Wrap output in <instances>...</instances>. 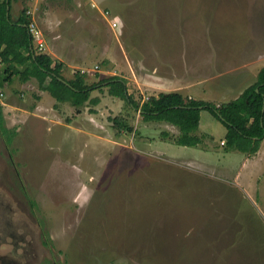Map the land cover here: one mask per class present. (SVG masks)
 Wrapping results in <instances>:
<instances>
[{
	"label": "rangeland",
	"instance_id": "374dc122",
	"mask_svg": "<svg viewBox=\"0 0 264 264\" xmlns=\"http://www.w3.org/2000/svg\"><path fill=\"white\" fill-rule=\"evenodd\" d=\"M12 4L72 77H124L138 102L176 91L220 104L264 65V0ZM59 20L63 51L44 29ZM71 31L85 37L80 53L69 52ZM3 69L0 109L14 134L8 144L0 134V253L21 264H264V138L253 155L226 149L225 126L203 110L202 143L178 145L176 126L142 120L106 87L92 91L96 104L57 102L48 116L39 104L53 100L36 80L2 85Z\"/></svg>",
	"mask_w": 264,
	"mask_h": 264
},
{
	"label": "trees",
	"instance_id": "16d2710c",
	"mask_svg": "<svg viewBox=\"0 0 264 264\" xmlns=\"http://www.w3.org/2000/svg\"><path fill=\"white\" fill-rule=\"evenodd\" d=\"M10 9V0H0V63L4 65L2 85H8L16 76L22 82L32 78L36 80L39 90L48 92L57 102H69L74 107L96 104L99 98L92 97V91L98 89L101 92L106 87L110 96L124 100L130 108L139 112L142 120L167 122L176 126L179 135L175 142L182 146L195 147L202 143V137L196 132L201 111L207 110L226 128L224 139L221 140L226 149L248 155L258 151L264 138V65L252 84L236 98L220 104L185 98L176 91L161 92L138 102L128 93L125 78L118 75H109L87 84L84 74L75 71L72 78L65 79L61 75L62 63L36 48L29 31L31 17L26 6L19 11L16 19L12 18ZM3 120L0 109V134L8 144L14 133L3 125ZM112 121L114 127L125 128L123 119L114 117ZM126 129L132 131L130 126H126Z\"/></svg>",
	"mask_w": 264,
	"mask_h": 264
},
{
	"label": "crops",
	"instance_id": "0c3cea01",
	"mask_svg": "<svg viewBox=\"0 0 264 264\" xmlns=\"http://www.w3.org/2000/svg\"><path fill=\"white\" fill-rule=\"evenodd\" d=\"M11 1V9H12V6H13V4H12V0H10ZM64 7V11H67L68 13H67V15L66 16H72V10H71V8H68L67 7V5H62V8ZM11 9H10V13H11ZM17 14H19V13H17ZM12 16V15H11ZM18 17V15L16 16V17H13L12 16V18L13 19H16ZM66 19V17L65 18H63L62 20H65ZM78 19V17H76L75 18V20H77ZM75 22H77V21H75ZM112 21H110V23H111ZM79 24H80V22H79ZM63 25H64V23L63 22H61L60 23V20L58 21V23L56 24V29H54L53 31H52V28H51V26H49V25H46V27L44 28L45 29V33L47 32V34H45L46 36H47V43H48V45L47 46H50V45H52V43H53V36L54 35H56V38H59V41H57L56 42V46L57 47H59L61 50L62 49H64L66 46H67V44H66V42L63 40V35H62V27H63ZM72 25L76 28L78 25H77V23H72ZM88 26H89V29H91V27H92V25H91V22L89 21V24H88ZM61 30V31H60ZM54 32V33H53ZM70 36L72 37L73 36V39H72V46H71V48H69V52H71V53H80V49H81V47H79L80 46V42H82V43H85V40H83V39H85V37L84 36H79L77 33H76V31H71V33H70ZM51 39V40H50ZM46 40H45V42H46ZM66 44V45H65ZM44 45H45V43L43 44V48H44ZM87 45H88V48H89V46H90V44L89 43H87ZM65 46V47H64ZM63 51V50H62ZM87 51H88V49H87ZM50 56V55H49ZM53 59V58H52ZM53 60H55V61H60L61 63H62V68H61V75L65 78V77H67V79H70V78H72V76L70 75L71 73H70V71L68 72L66 69H68V70H70L69 68H74L73 66L72 67H70V65H66V63L63 61V59L62 58H59L58 56H56V58L55 59H53ZM104 63H108V61H104ZM105 70H107L108 71V69H105ZM103 78V77H102ZM124 78V77H123ZM32 79V78H31ZM30 80V79H29ZM28 81V80H27ZM26 82V81H25ZM85 83H86V81H85ZM44 94H49L48 92H46V91H42ZM49 96V98L51 99L52 98V104L51 105H47L46 103H44L43 102V104L41 103V104H39V108L38 109H43V112L42 113H47L48 114V116H49V112L50 111H52L53 110V108L55 107V103H57V101L49 94L48 95ZM95 96V95H94ZM36 99H42V94H40V98H39V96H37L36 95ZM195 99H199V98H195ZM203 100V99H202ZM42 101V100H41ZM48 102V101H47ZM54 102V103H53ZM60 105L61 104H64V103H59ZM88 108H90V107H88ZM201 114H202V112H201ZM201 114H200V117H201ZM48 122H50V121H48ZM47 122V123H48ZM50 124V123H49ZM200 124V123H199ZM68 125V126H67ZM63 126H66V127H68V128H70V127H72L71 125H69V124H64ZM61 127H62V125H61Z\"/></svg>",
	"mask_w": 264,
	"mask_h": 264
},
{
	"label": "built area",
	"instance_id": "2783aa9c",
	"mask_svg": "<svg viewBox=\"0 0 264 264\" xmlns=\"http://www.w3.org/2000/svg\"><path fill=\"white\" fill-rule=\"evenodd\" d=\"M116 25H117V23L115 21L112 22V26L115 27ZM29 31H30V34L32 35L33 42H34L35 46L39 50H42L43 49V39L41 38L40 31L37 30L35 28V26H32V23H30V25H29Z\"/></svg>",
	"mask_w": 264,
	"mask_h": 264
},
{
	"label": "flooded vegetation",
	"instance_id": "af4514ba",
	"mask_svg": "<svg viewBox=\"0 0 264 264\" xmlns=\"http://www.w3.org/2000/svg\"><path fill=\"white\" fill-rule=\"evenodd\" d=\"M8 252L6 254L0 253V264H21L20 261L16 260L14 251Z\"/></svg>",
	"mask_w": 264,
	"mask_h": 264
},
{
	"label": "water",
	"instance_id": "95a60500",
	"mask_svg": "<svg viewBox=\"0 0 264 264\" xmlns=\"http://www.w3.org/2000/svg\"><path fill=\"white\" fill-rule=\"evenodd\" d=\"M264 111V104L262 105V112Z\"/></svg>",
	"mask_w": 264,
	"mask_h": 264
}]
</instances>
